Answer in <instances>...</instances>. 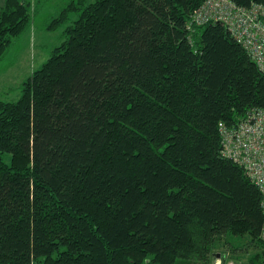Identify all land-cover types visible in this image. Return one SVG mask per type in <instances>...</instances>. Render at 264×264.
Listing matches in <instances>:
<instances>
[{
  "label": "trees",
  "instance_id": "1",
  "mask_svg": "<svg viewBox=\"0 0 264 264\" xmlns=\"http://www.w3.org/2000/svg\"><path fill=\"white\" fill-rule=\"evenodd\" d=\"M207 1L72 0L51 19L79 13L0 101V264H209L226 236L264 264L261 192L219 131L264 108V72L226 25L194 21ZM30 9L0 6V62Z\"/></svg>",
  "mask_w": 264,
  "mask_h": 264
},
{
  "label": "built area",
  "instance_id": "2",
  "mask_svg": "<svg viewBox=\"0 0 264 264\" xmlns=\"http://www.w3.org/2000/svg\"><path fill=\"white\" fill-rule=\"evenodd\" d=\"M199 25L223 23L264 72V5L243 8L232 0H208L194 15ZM224 157L240 165L262 195L264 214V108L249 111L236 126L219 125ZM264 240V228L262 232ZM219 259L215 264H222Z\"/></svg>",
  "mask_w": 264,
  "mask_h": 264
},
{
  "label": "rangeland",
  "instance_id": "3",
  "mask_svg": "<svg viewBox=\"0 0 264 264\" xmlns=\"http://www.w3.org/2000/svg\"><path fill=\"white\" fill-rule=\"evenodd\" d=\"M5 1L0 0V6H4ZM71 1L31 0L30 27L21 36L13 39L0 62V101H18L22 84L48 61L53 50L65 42V30L79 18V13H70L68 21L56 30H48V25ZM84 2L87 6L94 0ZM4 160L9 164L10 156H5ZM249 242L247 237H223L214 249L209 264H215L219 259L223 260L222 264H250V257L259 251L251 248ZM184 264L202 263L192 261Z\"/></svg>",
  "mask_w": 264,
  "mask_h": 264
},
{
  "label": "bare ground",
  "instance_id": "4",
  "mask_svg": "<svg viewBox=\"0 0 264 264\" xmlns=\"http://www.w3.org/2000/svg\"><path fill=\"white\" fill-rule=\"evenodd\" d=\"M251 111V110H250Z\"/></svg>",
  "mask_w": 264,
  "mask_h": 264
}]
</instances>
